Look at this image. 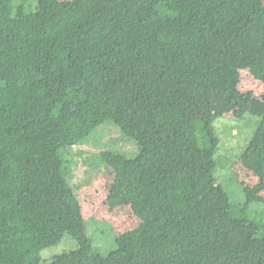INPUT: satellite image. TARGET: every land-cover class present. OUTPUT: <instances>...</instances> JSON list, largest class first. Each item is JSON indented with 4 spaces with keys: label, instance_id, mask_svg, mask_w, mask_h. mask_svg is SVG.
<instances>
[{
    "label": "trees",
    "instance_id": "16d2710c",
    "mask_svg": "<svg viewBox=\"0 0 264 264\" xmlns=\"http://www.w3.org/2000/svg\"><path fill=\"white\" fill-rule=\"evenodd\" d=\"M243 70L264 84L259 2H0V264L66 237L78 247L46 264L264 262V217L249 210L264 203V112L241 155L259 179L244 206L217 178L226 163L213 117L190 119L218 93L221 114L233 112ZM108 123L137 144L134 159L101 158L141 222L102 255L80 218L76 163L61 151L98 148ZM224 229L237 236L235 253L208 248Z\"/></svg>",
    "mask_w": 264,
    "mask_h": 264
},
{
    "label": "rangeland",
    "instance_id": "374dc122",
    "mask_svg": "<svg viewBox=\"0 0 264 264\" xmlns=\"http://www.w3.org/2000/svg\"><path fill=\"white\" fill-rule=\"evenodd\" d=\"M249 1L264 5V0ZM239 90L241 100L233 112L221 114L220 106L226 98L222 93H218L213 95L203 112L196 115L190 114V119L194 123H202L204 119L213 117L214 127L221 140L217 158H221L226 163L224 169L222 165L219 166L217 178L229 193L231 201L244 206L246 189H253L258 185L259 179L245 169L241 155L261 122L264 112V84L256 80L249 70H243ZM107 128L112 131L107 132L109 135L104 138L98 148L75 146L61 151L65 160L76 163L74 169L79 180L74 183V186L78 197L80 218L87 226L88 235L92 236L96 250L102 255L115 250L120 237L136 229L141 222L132 210L125 186L117 180L115 172L108 168L101 158L104 151H110L134 159L138 154L137 144L124 141L122 132L112 123H108ZM94 135L99 136V134ZM72 177L73 181L74 176ZM261 196L264 198V193ZM249 210L253 214L258 213L264 217V203L251 204ZM77 247L75 240L66 237L56 246L18 258L15 264L50 263L54 256ZM208 248L235 253L237 236L229 229L217 231L210 236ZM247 257L244 264H264L256 254H250ZM223 260L225 259L220 258L213 263Z\"/></svg>",
    "mask_w": 264,
    "mask_h": 264
}]
</instances>
